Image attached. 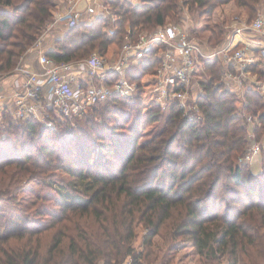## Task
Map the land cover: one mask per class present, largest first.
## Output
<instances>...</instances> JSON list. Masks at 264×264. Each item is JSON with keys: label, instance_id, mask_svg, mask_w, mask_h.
<instances>
[{"label": "trees", "instance_id": "trees-1", "mask_svg": "<svg viewBox=\"0 0 264 264\" xmlns=\"http://www.w3.org/2000/svg\"><path fill=\"white\" fill-rule=\"evenodd\" d=\"M232 2L252 23L262 0H139L137 5L106 0L105 17L68 29L47 56L76 63L93 53L114 59L136 30L179 21L185 11L210 19L217 8ZM58 6L57 0H0V78L14 74ZM208 31L214 47L228 39L218 26ZM159 61L152 54L133 65L128 77L139 86L137 97L115 96L92 107L76 119L81 126L66 144V129L58 130L69 126L68 120L50 128L2 112L6 129L0 135L21 134L18 144L7 150L3 147L11 140H0V203L8 202L6 209L0 208V264H148L151 257L158 258L154 239L162 234L171 236V242L188 241L206 260L203 264H218L226 257L239 264V249L247 255L241 264H264V244L257 251L264 238V150L258 174L238 162L264 135L260 95L247 89L242 102L227 90L216 58L205 65L209 74L198 98L199 119L187 122L181 111L168 107L164 127L141 143L145 120H165L149 90ZM260 67L249 70L255 73ZM120 104L131 111L111 110ZM245 115L257 118L254 127ZM76 138L81 139L77 147ZM60 150L64 158L56 156ZM58 172L84 184L87 199L82 201L76 184L65 182L56 189L48 183ZM36 184L48 188L45 200L50 205L31 212L18 208L16 196ZM228 200L241 206L237 219L245 223L234 220L237 207L226 205L224 215L218 211Z\"/></svg>", "mask_w": 264, "mask_h": 264}, {"label": "built area", "instance_id": "built-area-1", "mask_svg": "<svg viewBox=\"0 0 264 264\" xmlns=\"http://www.w3.org/2000/svg\"><path fill=\"white\" fill-rule=\"evenodd\" d=\"M69 1L68 9L61 12L57 7L54 13L55 23H65L68 29L91 23L109 12L106 0H87L90 4L83 10L77 8L78 0ZM128 1L139 4V0ZM185 24L167 22L154 30H136L126 37L121 54L114 59L93 53L80 63L57 62L45 53L39 57L38 71L19 64L14 71L17 79L6 93H0V109L16 120L33 119L52 128L57 121L83 116L112 97L134 100L139 86L129 79V71L155 54L160 60L151 85L155 102L181 111L187 122L201 116L198 98L206 82L205 65L216 58L222 64L224 87L244 99V83L250 80L261 97L264 112V15L259 14L250 24L233 22L231 35L219 47L200 42ZM246 34L251 36L249 40L243 38ZM248 51L258 52V60ZM256 62L261 64L263 79L249 70L257 67ZM247 120L254 126L257 118L247 116ZM254 134L251 129L250 135ZM261 146L260 142L253 144L241 163H254Z\"/></svg>", "mask_w": 264, "mask_h": 264}, {"label": "rangeland", "instance_id": "rangeland-1", "mask_svg": "<svg viewBox=\"0 0 264 264\" xmlns=\"http://www.w3.org/2000/svg\"><path fill=\"white\" fill-rule=\"evenodd\" d=\"M59 5H63L65 2L66 4H70L69 0H57ZM74 1V0H73ZM76 1V0H75ZM81 4L83 5V3L81 2ZM235 4V3H234ZM236 5V4H235ZM69 6V5H68ZM106 7L107 4H105ZM109 9V7L107 8ZM258 15L259 14H263L264 15V0H262L260 7L258 8ZM55 12L58 11V9L54 10ZM107 15V14H105ZM103 16V15H102ZM197 17V18H196ZM192 16L188 13V11L184 12L182 18L179 21H171L170 19L168 20L171 23H176V22H186V26L189 30V32L191 33V35H193L194 37H196L200 42L206 44H212L215 43L216 41H214L213 38H211L212 33L210 31H208L209 29H216V27L218 26L219 28H222L226 31V37H229L231 35V32L233 30V22H238L241 24V21L246 22L248 24H250L247 19H249L247 17V14L245 11H241L237 8H229L227 11L223 10V11H218V12H214L213 16L210 19L207 18H203L201 19L198 15L197 16ZM236 20V21H235ZM66 31H68V27L66 26L65 23H55L54 18L48 23V28L42 33L41 37L38 39V41L36 43H38L39 41H47L46 38H50V42L52 40H56L59 39L61 37L62 34H64ZM36 43L31 47L33 48ZM30 48V49H31ZM208 72L206 70L205 72V78H208ZM255 74H257L258 79H263V74H262V68L260 67L256 70ZM149 80H151V78H149ZM253 83L249 80L248 82H245L244 85L247 89H253ZM150 93L152 95V99L154 101V104L158 107H161L162 110V115L164 117V121L163 122H156V123H152L151 122H147V120L144 121L143 125H142V133H141V140L140 142H146L150 139H152L154 137V135L156 134V132L160 131L164 125H165V121L168 119L169 113H168V106H163L160 104H157L155 102V95L152 93V87L150 85ZM245 90V91H246ZM241 101L244 102V99L242 97ZM262 101V100H261ZM111 110L113 111V109H120L123 108V111H131L129 106H126L124 104H120L119 106H115V107H110ZM115 109V110H116ZM89 112V111H88ZM87 112V113H88ZM85 113L83 116H78V117H74L73 120H68L69 122V126L65 127V128H59V132L64 131V129H66L65 131H67V133L62 137H64L65 143L67 142V139L70 141L73 138V135H71L72 133L76 132L79 130V127L81 126V122L79 121L77 122L76 119L81 120L84 118V116L87 114ZM133 118H136V111L133 112ZM196 117V115H194V118ZM199 119V118H198ZM249 125H251V127H254L253 124L249 123ZM56 127V125L54 126ZM53 127V128H54ZM6 129L5 125L1 126V121H0V131H3ZM75 130V131H74ZM73 131V132H70ZM15 133H17V135H20V131L16 130ZM17 135H13L11 133H3L0 135V140L4 141L10 139L11 140V144L9 145H5L3 148H6L5 150H7V147H12L11 145L15 144L17 145L18 143H16V137ZM79 136V133L78 135ZM67 138V139H66ZM63 139V138H62ZM80 138H76V141L74 143V145L77 147L78 144L81 145L79 142L81 141ZM260 143H262L263 147H262V151L264 150V135L261 137ZM82 144H85L84 142ZM68 147V146H67ZM70 147V146H69ZM70 149H72L70 147ZM264 152V151H263ZM76 153V151L74 152ZM57 157L59 158H64L62 151L60 150L57 155ZM107 158H105L106 160ZM262 159H263V153L261 152V154L258 155L257 157V161L260 160V162L262 163ZM108 161H110L109 159H107ZM256 161V160H255ZM238 162H241V159L238 160ZM257 162H254L252 164H247L248 165V169L249 170H253L254 174H258L257 170L260 169V166L258 167ZM253 166V167H252ZM262 167V165H261ZM68 182L72 185H77V188L80 189L81 194L80 196H82V201H85L87 199V190L85 189L84 184H82L81 182L72 179L69 175L63 173V172H58L56 174V176L53 178L52 181L48 182L50 184L53 185L54 188L56 189H62L61 184ZM49 191L48 188L45 187H41L40 185L36 184L35 186L32 187H27V189L23 192H21L20 194H18L16 196V204L18 208L21 209H25L27 211H34L36 208L38 207H46L47 205H50V202L46 199V192ZM67 191V190H65ZM91 193V191H89ZM221 197H225V195L223 194V190L222 192H220ZM90 195V194H89ZM49 197V196H47ZM8 204V202L4 203L1 202L0 203V208L2 209H6V205ZM226 205H232L233 207H237L235 209H233L232 211V216L234 218V220L237 219L238 216H241V206L240 208H238L239 206H235L237 205L236 203L232 202L231 200H228L227 202H225L223 204V208H220V210L218 211H222V214L224 215L225 209H226ZM239 205V204H238ZM3 214V212H2ZM244 220V218H242ZM240 218L236 220V222L238 221L239 224L241 223H245ZM85 222V219H84ZM91 223V221H90ZM262 233H264V230L261 231ZM186 239V238H185ZM178 241V242H177ZM175 242H171V236L165 237L164 234H162L161 236H157L154 239V243H155V247L154 249L156 250L155 252H158V258L155 261L154 257H151L150 261L148 264H203L206 262L205 259H202L201 256L198 253V249H194L192 248V245L190 243H188V241H183V238H179V240H177ZM180 241V242H179ZM261 243H258V250L262 249V245L264 244V238L260 239ZM177 242V244H175ZM173 247L172 250L167 251L168 248ZM250 248H248V253H249ZM149 250H147L148 253ZM166 251V252H165ZM165 252V253H164ZM166 254V255H165ZM237 257L239 258V264H241V261H245L247 258L246 255V250L244 252H241V249L238 250L237 252ZM164 258V259H163ZM152 259H154L152 261ZM231 258L226 257L223 261H219L218 264H230L231 262Z\"/></svg>", "mask_w": 264, "mask_h": 264}, {"label": "crops", "instance_id": "crops-1", "mask_svg": "<svg viewBox=\"0 0 264 264\" xmlns=\"http://www.w3.org/2000/svg\"><path fill=\"white\" fill-rule=\"evenodd\" d=\"M81 2L83 3V5L81 4ZM90 3L87 1V0H78V4H77V8L80 9V10H83L84 8H86ZM69 4H66V2L63 4V5H59L58 7L60 8L61 12L65 11L66 9H68V6ZM237 8V6L234 4V2L228 4V5H225L223 7H219L217 8L215 11L218 12V11H227L229 8ZM238 9V8H237ZM242 23H246V22H243L241 21ZM251 36L246 34L243 36V38L245 40H249ZM240 39L242 38L241 36L239 37ZM238 38V39H239ZM242 39V40H244ZM47 41H41L39 42L36 46H34L33 48L29 49L25 55L23 56L20 64L21 65H25L26 67L32 69V70H35V71H38L39 70V57L41 54H47L49 51L53 50L54 47H55V40H52L50 42V38H46ZM240 46H243V44L240 42ZM237 47H239V45H237ZM248 55L255 59V60H258V52L256 51H248ZM256 66H259L258 62H256ZM17 79V75L15 74H12L10 76H7V77H3V78H0V93H6L10 87L12 86V84L15 82V80ZM1 117H2V111L0 109V121H1ZM258 164V167L260 166V169L257 170V173H260L261 172V162L260 160L257 161V158H256V161ZM253 167V166H252ZM252 172H254L252 170Z\"/></svg>", "mask_w": 264, "mask_h": 264}]
</instances>
